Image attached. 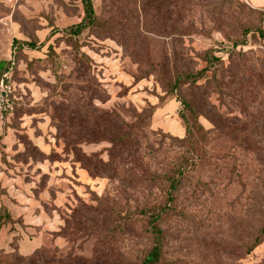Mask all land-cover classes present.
Returning <instances> with one entry per match:
<instances>
[{
    "label": "rangeland",
    "instance_id": "374dc122",
    "mask_svg": "<svg viewBox=\"0 0 264 264\" xmlns=\"http://www.w3.org/2000/svg\"><path fill=\"white\" fill-rule=\"evenodd\" d=\"M239 1L246 9L232 13L221 0H91L96 24L71 36L64 30L82 20L80 0H0V61L11 66L0 110V205L41 211L52 230L41 254L140 264L152 247L147 211L166 202L154 174L186 154L184 99L213 135L202 145L206 162L158 220V264H264V239L245 253L249 213L258 206L264 214L263 156L234 131L239 118L261 123L264 36L233 48L247 27L264 30V6ZM208 55L213 66L189 80ZM239 79L252 87L250 118L233 97ZM210 119L226 122L214 129ZM116 128L132 142L109 159Z\"/></svg>",
    "mask_w": 264,
    "mask_h": 264
},
{
    "label": "trees",
    "instance_id": "16d2710c",
    "mask_svg": "<svg viewBox=\"0 0 264 264\" xmlns=\"http://www.w3.org/2000/svg\"><path fill=\"white\" fill-rule=\"evenodd\" d=\"M227 5V10L235 12V9L243 10L246 9V6L241 3L239 0H221ZM82 9H83V18L82 20L74 24L64 31L67 32L71 36H78L80 35L85 29L92 27L96 24L97 19L96 15L93 10L91 0H80ZM257 33L260 37L264 36V30L256 28L255 30L252 28L247 27L245 30L242 31L241 36H243L242 41H233V48L238 46H245L246 45V37L247 35H255ZM17 44L21 46H25L28 49L35 50L37 49L36 43L33 42H17ZM81 58L85 61L91 62V60L84 54H81ZM215 57L212 55H208L205 62L206 66L201 68L198 73L196 74H188L186 77L192 82H194L197 78H200L202 75L207 73L211 66H213V61H215ZM10 64L7 61H0V79L9 71ZM241 79L238 80V88L234 89L233 97L237 98L238 101L244 106V110L246 113L245 118L252 117L253 113L252 110V93L250 92L249 88H252L250 85L244 84ZM237 82V80H236ZM252 83V82H251ZM237 85V84H236ZM172 98V97H171ZM178 99H175V101ZM182 109L178 113V118L182 123L183 128V138L180 140L182 149L186 150V154L173 165H171L170 169L162 174H154L155 177L162 178V184L166 185V202L164 205H156L151 208V210L147 211L148 214V225L150 227V231L152 234V247L144 255L140 264H158L160 258L162 256V248H163V235L161 229L158 226V220L166 215L169 212L170 204L174 201V193L178 191L179 186L182 185V181L186 179L187 175L196 171L199 165H204L206 162L205 157L202 153L205 151L202 148L205 142H207L210 137L213 135V131L204 130V128L198 123L196 114L194 113L190 102L181 99L178 101ZM185 109V113L183 110ZM107 117V115H104ZM208 119V117H206ZM219 119V116H216ZM261 123L259 125H249L246 124V119L242 120L241 118L236 119L239 122L240 127L236 128L234 131H240V133H245L247 137L243 139V142H247V146H253L252 153H259L263 156L264 162V107L261 110L260 116ZM108 122V118L104 120ZM212 124L213 128L216 129L218 124L225 123L226 121L220 120H209ZM125 126L124 123H122ZM221 129L224 130L227 128L226 124H221ZM122 128H116L117 135L109 137L107 142L110 144L109 149V159H111L112 153L122 152L124 148L131 144L132 139L129 135L125 133H120ZM128 129L130 131L133 129L132 126H129ZM260 136L258 140H253V136ZM98 141H92L91 143H97ZM262 153H260V151ZM87 171L90 172L89 165H83ZM253 210L250 211V223L247 227L250 228L251 226V242L246 247V254L251 253L264 239V214H261V211L258 206H253ZM16 223L14 221L8 211V209L0 205V230L2 227L12 226ZM40 248L35 250L29 256H21L17 254V252L4 254L0 251V264H87L83 261H75L69 262L63 258L56 257L54 254H50L44 256L39 252ZM2 256V257H1ZM3 258V259H2ZM92 264H99L98 262H94Z\"/></svg>",
    "mask_w": 264,
    "mask_h": 264
},
{
    "label": "crops",
    "instance_id": "0c3cea01",
    "mask_svg": "<svg viewBox=\"0 0 264 264\" xmlns=\"http://www.w3.org/2000/svg\"><path fill=\"white\" fill-rule=\"evenodd\" d=\"M254 6H264V0H249ZM32 202V200H30ZM21 204V202H20ZM23 204V203H22ZM18 210L8 209L14 221L19 220L11 227L7 226L0 230V251L4 254L17 252L21 256H29L43 245L48 224H43L40 210L32 209L27 205H20ZM39 207V206H36ZM21 225V226H20Z\"/></svg>",
    "mask_w": 264,
    "mask_h": 264
},
{
    "label": "built area",
    "instance_id": "2783aa9c",
    "mask_svg": "<svg viewBox=\"0 0 264 264\" xmlns=\"http://www.w3.org/2000/svg\"><path fill=\"white\" fill-rule=\"evenodd\" d=\"M4 78L5 77H2L0 79V110L1 109H3V110L5 109L4 107L2 108V106H7L6 105V101H7L6 98H7V93H9V89H8L7 85L5 84V82H4Z\"/></svg>",
    "mask_w": 264,
    "mask_h": 264
}]
</instances>
